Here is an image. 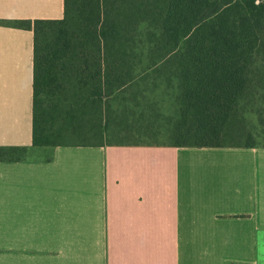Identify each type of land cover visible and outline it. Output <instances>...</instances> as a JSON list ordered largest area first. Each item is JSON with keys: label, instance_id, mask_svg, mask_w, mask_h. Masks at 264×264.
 <instances>
[{"label": "crops", "instance_id": "0c3cea01", "mask_svg": "<svg viewBox=\"0 0 264 264\" xmlns=\"http://www.w3.org/2000/svg\"><path fill=\"white\" fill-rule=\"evenodd\" d=\"M64 0H0L56 20ZM0 160V264H264V146L108 138ZM33 32L0 25V146H32Z\"/></svg>", "mask_w": 264, "mask_h": 264}, {"label": "trees", "instance_id": "16d2710c", "mask_svg": "<svg viewBox=\"0 0 264 264\" xmlns=\"http://www.w3.org/2000/svg\"><path fill=\"white\" fill-rule=\"evenodd\" d=\"M0 25L33 32L32 146L101 120L134 145L264 146V0H64L61 19Z\"/></svg>", "mask_w": 264, "mask_h": 264}, {"label": "rangeland", "instance_id": "374dc122", "mask_svg": "<svg viewBox=\"0 0 264 264\" xmlns=\"http://www.w3.org/2000/svg\"><path fill=\"white\" fill-rule=\"evenodd\" d=\"M169 111H170V109L168 108L166 110V113L170 114ZM245 120H246V122H247V124H248L250 129H252V127H256L258 125L257 116H255L253 114L246 113ZM107 135H108L107 136L108 138L120 140V139H118L120 137H117L116 135L115 136L112 135L108 130H107ZM122 137L123 136H121V139H125V138H122ZM129 137H131V136H129ZM165 137H166L165 134L161 132L160 135L159 134H154V136H152V137L148 135V136H144L142 138H137V139H139L140 141H145V142L154 141V140L159 141V142H164V141L167 142ZM127 139H129V138H127ZM130 140H132V139L130 138ZM45 148L46 147L31 146V147H29L27 153L24 154V156H29V157H40V156H43Z\"/></svg>", "mask_w": 264, "mask_h": 264}]
</instances>
